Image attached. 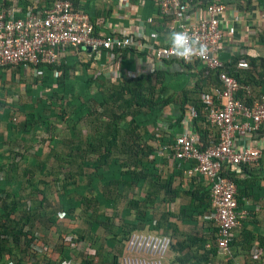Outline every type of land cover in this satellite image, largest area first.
I'll use <instances>...</instances> for the list:
<instances>
[{
	"label": "trees",
	"instance_id": "obj_1",
	"mask_svg": "<svg viewBox=\"0 0 264 264\" xmlns=\"http://www.w3.org/2000/svg\"><path fill=\"white\" fill-rule=\"evenodd\" d=\"M69 1L75 8H82L91 19L104 15V12L95 13L97 9L93 2L95 0ZM44 2L49 7L53 0H44ZM192 2L194 6L201 8L206 7L208 3L207 0H192ZM238 2L243 3L245 8H250L252 0H238ZM146 3L155 12L153 4ZM258 4L264 7V0H258ZM261 40L264 44V34ZM242 58L247 60L250 67L239 71L232 65ZM76 65L78 63L71 55L67 63L59 69L61 74L56 77L53 75L52 66H40L43 76H38L33 84L24 87L27 100L17 97L8 103L2 93L0 94V126L5 127L7 134L5 139L0 135V150L7 148L13 151L22 146L19 150L23 154L21 162L24 166L22 176L19 178L15 172L18 170L17 166L11 169L12 166L8 165L15 157L6 158L0 155V205L4 207L0 208V264H5L6 254L11 253L10 242L18 245L21 241H25L27 251L29 243L34 238L30 235L31 231L27 225L33 219H37L39 210L29 209L27 212L24 209L23 216L19 219L12 216L19 211V208L25 207L26 199L21 196V192L41 193L38 187L43 182L33 183L34 171L28 170V165L43 175L46 172V175L51 176L53 170L47 168V161L52 158L58 168H62L64 163L69 164L67 172L69 178L79 180L82 167L95 170L94 175L89 177L90 184L96 189L97 183H101L104 189V193H97L93 199L98 208L104 207L115 211L116 200L108 197L111 194L107 192L110 187L122 186L127 190L136 187L141 191L148 186V192L143 199L129 202L122 210V219L127 225L125 235L142 231L147 225L148 230L156 232L161 230L163 235H170L175 239L169 248L174 256L171 264H212L214 260L219 259L217 248L213 246L212 234L216 229L200 227L199 232L185 233L178 228V222L193 228H196L198 219L201 218L202 223L205 222L203 218L211 212L208 187L203 188L201 181L197 184L190 181L187 189L181 182L174 186L176 178L180 180L183 171L192 167L193 163L184 164L181 170L174 169L165 182H161L159 177L157 167L165 164V161L156 156L155 133L150 132L148 127L157 125L164 107L171 99L163 98L161 90L160 94L154 97V90L151 86L145 85L149 83L144 77L130 79L119 86H106L88 76L85 68L80 76H75L73 71ZM230 65L227 70L231 76L239 82L249 84L254 89L255 95H264V57L249 55L236 57ZM2 75L0 74V82H5ZM258 86H263V90H255ZM12 96L15 94L12 93ZM196 99L191 102L183 95L179 101L180 114L185 103L189 102L197 106ZM180 118L181 115L177 117L176 123ZM195 122L194 127L198 129L200 149H202L208 138V131L196 126ZM257 134L258 137L264 134V126ZM44 137L49 138L48 149H52L54 155L37 164V159L44 155L42 148L34 154V157L25 154L30 145L37 144ZM172 137L173 135L170 134L168 140L162 141H169ZM58 148L60 152L56 153ZM92 155H97L94 162L88 161ZM4 160L7 163H4ZM74 164L76 174L72 171ZM253 174L252 168L243 166L240 168V173L227 170L222 175L235 184L237 189L235 198L240 210L243 208V200L253 197L255 191H260L258 180H252ZM24 184L27 189H23ZM64 189V196L59 198L65 218H74L75 211L82 209L88 219H94L90 222L92 230H96L102 221L108 220L101 214L91 215L88 212L89 200L75 202L66 199L70 193L76 192L82 195L84 190L69 191L66 190V186ZM150 189H154V193L149 192ZM176 199L185 202L177 213L161 214L160 219H155L150 213L148 206L152 203L170 204ZM7 201L11 202L7 204ZM46 201L44 198L39 205L43 206ZM132 211H134L133 219L128 220ZM50 220L54 223L55 216ZM248 224L247 220L243 223L241 231L232 239L229 247L234 257L238 252H245L249 256L251 249L256 246L261 250V254L250 258L256 263L264 259V237L248 230ZM121 230H123L121 227H117L115 237ZM115 237L106 241L109 246H113L112 241ZM206 245L209 248H206ZM64 255L68 257V252L65 251ZM112 264H119L116 256Z\"/></svg>",
	"mask_w": 264,
	"mask_h": 264
},
{
	"label": "built area",
	"instance_id": "obj_2",
	"mask_svg": "<svg viewBox=\"0 0 264 264\" xmlns=\"http://www.w3.org/2000/svg\"><path fill=\"white\" fill-rule=\"evenodd\" d=\"M207 1L206 7L201 8L194 6L192 0H123L125 5L136 3L141 8L146 2L153 4L155 15L146 21L162 29L148 35L140 15L125 28L112 24L105 12L91 19L69 0H53L49 7L44 0H22L21 3L0 0V70L22 66L25 71L33 70L37 76H43L39 67L48 65L53 67L56 77L71 55L78 65L104 56V65L110 66L109 75L118 79L121 59L127 52L144 54L148 61L155 63L174 61L183 68L199 64L203 68L199 77L205 86L197 92V106H183L182 123L192 121L194 126L195 121L200 122L201 129L208 131L205 145L200 149L194 128L184 129L172 142H163L169 135L157 129L156 156L171 171L193 163L183 171V176L187 181L201 179L208 187L211 212L203 219L212 221L216 229L212 236L218 256L230 260L229 244L248 214L239 209L235 184L222 175L227 170L240 173L243 166L254 169L263 159L264 139L252 146L245 143L264 126V95H255L249 84L239 82L228 73L233 60L222 61L219 57L225 36L221 24L226 21L228 8L223 0ZM238 20L235 17L233 21ZM227 33L234 34V28L230 26ZM232 66L237 70L250 67L243 58ZM135 76L128 72L123 78L129 80ZM64 218V213L59 214V219ZM171 244V238L162 233L133 232L125 242L119 264H163ZM63 245L70 253L82 248L70 236L63 239ZM53 254L52 246L33 238L25 260L7 256L5 264H48L39 259ZM260 254L261 250L255 246L249 256L255 258ZM68 257L55 264H74L72 255Z\"/></svg>",
	"mask_w": 264,
	"mask_h": 264
},
{
	"label": "rangeland",
	"instance_id": "obj_3",
	"mask_svg": "<svg viewBox=\"0 0 264 264\" xmlns=\"http://www.w3.org/2000/svg\"><path fill=\"white\" fill-rule=\"evenodd\" d=\"M0 74H3L2 76H4L5 78V82H0V90L2 95H5L6 92V95L8 97L9 92H13L15 94V96L12 97L13 99H17V97H23V100H27L28 98L24 94V87L25 85L33 84L35 79L38 78L36 72L34 73L33 70L25 71L22 66L11 67L8 68L7 71L3 72L0 70ZM12 77L14 81L16 79V82L13 83L11 81ZM30 146L31 147L27 149V153L25 154V156L34 157V154L38 152V150H40L41 148L44 150V155L41 158L37 159V164H39L40 162L42 163L48 156L54 155V153H52V149H48V137H44L43 139H40L37 144ZM21 147L22 146H20L19 149H22ZM4 149L8 150L7 148H3L1 150ZM19 149L15 151L13 150L11 156L15 157V159L10 161L8 165L10 167L12 166L11 169H15L17 166L18 170H16L15 172L16 176L20 178L22 176V170L24 169V166H22L23 164L21 162L23 154ZM58 152H60L59 148L56 153ZM0 155H2V153H0ZM96 158L97 155H92L89 157L88 161L94 162ZM47 168L49 170H53V174L51 176L46 175V172L43 175L40 173V171H38L34 167L31 168L30 165H28V170L34 171V175L32 174L33 183L37 181L43 182L39 184L38 187L41 193H33L31 191H27L26 193L21 192V196L26 199L25 207L19 208V211L16 212L14 216H12V218L16 217L17 219H19L21 218V216H23L24 209L27 212L29 209L33 211L39 210L37 219H33L32 222L27 225L31 231L30 235H32L35 239H38L41 243L52 246V250L54 251L52 257L43 256L39 259V262L55 264V261L62 260L66 257V255H64L65 251L68 252V255H72L74 264H87V262H90V264H112V260L115 256L117 257L118 262L124 251L125 242L128 237L124 232L127 230V225L122 219V210L127 207L129 202H136L139 199H143L148 192V186H145L141 191H138L136 187H133L129 190L123 188L122 186H118L117 188L110 187V190H107V192L111 193L110 195H108V197L116 200V208L115 211H113L104 207L98 208L93 202V199L95 198L97 193H104V189L102 188L101 183H97L96 189L92 184H90L89 177L93 176L95 172L93 168L82 167L79 172V180L71 177L69 178L67 176V172L69 171V164L64 163L62 165V168H58L55 164L54 158L47 161ZM105 168L106 167L104 166L103 169ZM72 171H74V174L77 173L75 164L74 167H72ZM168 176L169 170H161V172L159 173L161 182H165ZM25 186L26 184L23 185V189H27V187L25 188ZM65 186L66 190L69 191L78 190L79 192H81V190H84L82 191V195H79L76 192L70 193L66 198L67 200H72L75 202L81 200H89L90 204L88 205V212L91 215L101 214L104 217L108 218V220L102 221L96 230H92V224H90V222L94 219H88L87 216L84 215L82 209H78L75 211L73 215L74 218L68 219L66 217L65 219H59V214L63 213L59 197L64 196ZM149 192L154 193V189H150ZM160 196L162 197V194H160ZM44 198H46L47 201L43 206H40L39 204ZM10 202L11 201H7V204H9ZM139 206L142 208L141 204H139ZM0 208H4L3 205H0ZM148 208L155 219H160L161 214H175L177 212V205H175L174 203L158 204L157 202L152 203V205H149ZM131 214L132 215L128 218V220L133 219L134 211H132ZM54 216L56 220L54 223H52L50 219H52ZM204 220L205 222L202 223L204 227H213L212 221L208 219ZM117 227H121V229L123 230H121L115 237ZM147 227L148 226L145 225V228L142 231L135 232H149L150 230H148ZM183 229L185 230L182 231L186 233H188L186 231L187 229L190 231V228ZM199 229L200 226L194 228L193 232H199ZM240 231L241 230H239L236 235H238ZM150 232L162 233L161 230L157 232ZM69 236L73 237L76 242L82 244V248L80 250H73L72 253H70V251L66 249V247L63 245V239ZM168 236L171 238L173 244L175 239L170 235ZM113 237L115 238L112 241L113 246L111 247L107 244L106 241L112 240ZM10 247L11 253H7L6 257L8 256L9 258H12L14 260L20 259V261L26 259V254H24V251H26L25 241H21L18 245L10 242ZM173 257V254L170 252V250H168L163 259V264H171ZM228 261L224 258L219 257V259L214 260L212 264H233V262L234 264H243V262L245 264H264V259L255 263L249 259L248 254L245 252H238V254L235 255L233 261Z\"/></svg>",
	"mask_w": 264,
	"mask_h": 264
},
{
	"label": "crops",
	"instance_id": "obj_4",
	"mask_svg": "<svg viewBox=\"0 0 264 264\" xmlns=\"http://www.w3.org/2000/svg\"><path fill=\"white\" fill-rule=\"evenodd\" d=\"M93 2L94 6L97 8L95 13L105 12L107 18L112 24L128 28L132 24L133 19L137 17L136 15H140L142 18V25L144 26V32L146 34L150 35L154 32H159L162 29V27H154L147 23L146 20L155 15L154 10H152L151 7H148L147 3H145L141 8L136 3L125 5L123 4V0H95ZM223 2L228 9L224 17L226 21L221 24V27L225 32V36L219 51L220 59L222 61H228L231 59L233 60L236 57H244L247 55L253 57H264V44L261 40L262 35L264 34V7L258 4V0H252L250 8H245V5L243 3H239L238 0H223ZM235 17H238V22L233 21ZM155 21L158 22L157 19H155ZM230 26L234 28V34L231 35L227 33ZM159 39L161 40L160 36ZM104 62L105 58L103 56L100 60H95L92 63L76 65L73 74L75 76H80L85 68V73L88 76L98 80L97 83L100 81L101 84H106V86H119V84L129 81L130 79L124 80L123 78V76H125L128 72L136 74V76L132 79L144 77L146 78L145 81L149 83H145V85L153 88L154 97L162 91L163 98L171 99L170 103L164 107L163 113L157 122V125L155 127H148L150 132L152 131L155 133L158 129L159 132L163 134H171L173 137L170 138V140L173 141V138L184 129L193 130L194 128L196 131L198 130L193 126L192 121H187V123L184 124L182 123L184 113L182 110V114H180L178 109L179 101L183 95L188 98V101H195L198 89L200 90L205 86V81H202L199 77L201 70H203L199 64H195L191 68H183L174 61L162 60L160 63H155L148 61L144 54L127 52L121 59V75L117 77L118 79H113L109 75L110 66L104 65ZM242 70L243 69H240L239 71ZM11 81L14 83L16 82V79L14 81L12 77ZM163 87L165 88L163 89ZM255 90H263V86L255 87ZM12 93L13 92H9V96L7 97L5 92L3 97L6 102L9 103L13 101ZM185 104L190 103L188 102ZM179 115H181V118L176 123ZM195 123L199 128H201L200 122ZM0 135H2L4 139L7 136L5 127L2 125L0 126ZM256 135H254L245 144H251L252 146L257 144L260 139H264V134L259 137V134L256 133ZM0 153H2V156L9 158L12 157L11 155L13 151L4 149L0 150ZM4 163H7V161L4 160ZM159 167L162 170H169V174L173 171L168 169L165 164H161L157 168ZM253 173L252 180H258L260 191H255V195L253 197L243 200L244 204L242 210L246 211L248 214V230L264 237V157L260 161L259 165L253 169ZM178 179L179 178H176L174 186L181 182L183 187L187 189L190 181H194L193 184H197L201 181L202 187L207 188L206 184L201 179H192L187 181L184 176L180 180ZM173 203L177 205V212L180 207L185 204V202L183 203L181 199H176ZM201 220L202 219H198L196 227H204ZM178 228L181 231L185 230L183 228H190V231L188 229L186 230L188 233H192L194 229L192 226H185L180 222H178ZM234 258L235 256H232L230 261H233ZM243 264L245 263L243 262Z\"/></svg>",
	"mask_w": 264,
	"mask_h": 264
},
{
	"label": "clouds",
	"instance_id": "obj_5",
	"mask_svg": "<svg viewBox=\"0 0 264 264\" xmlns=\"http://www.w3.org/2000/svg\"><path fill=\"white\" fill-rule=\"evenodd\" d=\"M2 71H7V70H2Z\"/></svg>",
	"mask_w": 264,
	"mask_h": 264
}]
</instances>
